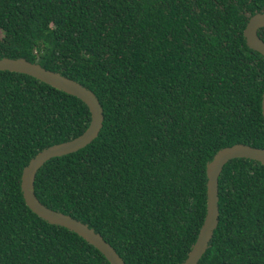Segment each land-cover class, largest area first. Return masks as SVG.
<instances>
[{"label": "trees", "instance_id": "obj_1", "mask_svg": "<svg viewBox=\"0 0 264 264\" xmlns=\"http://www.w3.org/2000/svg\"><path fill=\"white\" fill-rule=\"evenodd\" d=\"M256 12L264 0H0V57L73 79L102 108L90 143L37 169L38 201L125 264H179L204 217L205 163L234 143L264 148V58L242 36ZM88 122L78 98L0 70V264H109L32 213L19 188L35 153ZM217 208L196 264H264V164L228 160Z\"/></svg>", "mask_w": 264, "mask_h": 264}, {"label": "water", "instance_id": "obj_2", "mask_svg": "<svg viewBox=\"0 0 264 264\" xmlns=\"http://www.w3.org/2000/svg\"><path fill=\"white\" fill-rule=\"evenodd\" d=\"M264 27V12L252 14L246 21L242 36L246 46L264 58V41L257 35V29ZM0 70L23 73L58 90L78 98L89 112L86 128L77 136L59 143L49 145L35 153L22 167L19 188L27 208L49 224L64 227L97 249L109 264H125L115 250L102 236L85 223L59 211L41 204L33 193V180L37 169L48 159L74 152L90 143L98 134L102 125V108L94 93L77 81L61 75L56 71L45 69L36 62L22 57H0ZM260 111L264 119V86L261 92ZM233 158H247L264 164V148L248 144L234 143L218 149L205 163V213L195 240L185 258L179 264H196L208 246L212 232L217 223V178L222 166Z\"/></svg>", "mask_w": 264, "mask_h": 264}]
</instances>
